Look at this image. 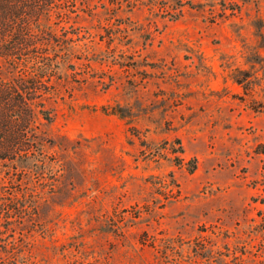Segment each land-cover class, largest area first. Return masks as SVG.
Returning a JSON list of instances; mask_svg holds the SVG:
<instances>
[{
  "label": "rangeland",
  "instance_id": "1",
  "mask_svg": "<svg viewBox=\"0 0 264 264\" xmlns=\"http://www.w3.org/2000/svg\"><path fill=\"white\" fill-rule=\"evenodd\" d=\"M45 20L0 61L51 117L32 171L0 164V264H264V0H60ZM44 53L63 66L42 92Z\"/></svg>",
  "mask_w": 264,
  "mask_h": 264
},
{
  "label": "trees",
  "instance_id": "2",
  "mask_svg": "<svg viewBox=\"0 0 264 264\" xmlns=\"http://www.w3.org/2000/svg\"><path fill=\"white\" fill-rule=\"evenodd\" d=\"M60 0H0V61L4 66L13 62L19 47L32 42L35 34H47L45 19L56 7ZM50 34V33H49ZM11 41L13 44L11 45ZM23 43V44H22ZM35 76L39 79V87L47 90L45 79L54 76V70L62 67L59 58L44 53L41 56L28 59ZM0 63V64H1ZM25 75H17L7 80H0V115L5 119L7 111L12 110L17 116V127L11 132V126L2 122L0 127L3 135L0 136V164L6 162L15 171H32L38 163V157L43 158L42 147L37 139L36 122L40 119L46 124L51 122L50 114L44 108V103H31L22 96V84L28 85L29 81H22ZM35 124H33V123ZM25 135L24 142L19 146V136ZM16 145V146H15ZM19 146V147H18Z\"/></svg>",
  "mask_w": 264,
  "mask_h": 264
}]
</instances>
